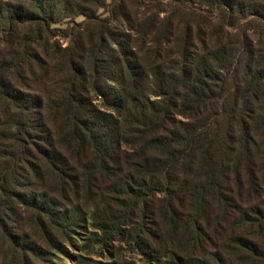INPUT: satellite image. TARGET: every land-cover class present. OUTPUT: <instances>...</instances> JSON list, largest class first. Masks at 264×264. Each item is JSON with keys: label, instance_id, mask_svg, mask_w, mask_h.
I'll return each instance as SVG.
<instances>
[{"label": "trees", "instance_id": "trees-1", "mask_svg": "<svg viewBox=\"0 0 264 264\" xmlns=\"http://www.w3.org/2000/svg\"><path fill=\"white\" fill-rule=\"evenodd\" d=\"M264 264V0H0V264Z\"/></svg>", "mask_w": 264, "mask_h": 264}, {"label": "rangeland", "instance_id": "rangeland-1", "mask_svg": "<svg viewBox=\"0 0 264 264\" xmlns=\"http://www.w3.org/2000/svg\"><path fill=\"white\" fill-rule=\"evenodd\" d=\"M133 257L135 258V260H137V263H138V264H142V263H141L142 261L140 260L139 257H137V256H133Z\"/></svg>", "mask_w": 264, "mask_h": 264}]
</instances>
